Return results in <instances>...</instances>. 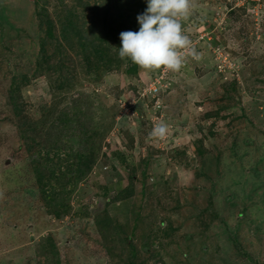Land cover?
Instances as JSON below:
<instances>
[{
	"label": "rangeland",
	"instance_id": "rangeland-1",
	"mask_svg": "<svg viewBox=\"0 0 264 264\" xmlns=\"http://www.w3.org/2000/svg\"><path fill=\"white\" fill-rule=\"evenodd\" d=\"M125 2L0 0V264H264V0H194L178 72L86 59Z\"/></svg>",
	"mask_w": 264,
	"mask_h": 264
},
{
	"label": "clouds",
	"instance_id": "clouds-1",
	"mask_svg": "<svg viewBox=\"0 0 264 264\" xmlns=\"http://www.w3.org/2000/svg\"><path fill=\"white\" fill-rule=\"evenodd\" d=\"M193 7L194 0H147L145 11L137 16L139 30L120 33V59L128 58L145 70L172 72H178L188 56L198 59L181 23ZM167 133V124L159 122L149 135L162 139Z\"/></svg>",
	"mask_w": 264,
	"mask_h": 264
},
{
	"label": "trees",
	"instance_id": "trees-1",
	"mask_svg": "<svg viewBox=\"0 0 264 264\" xmlns=\"http://www.w3.org/2000/svg\"><path fill=\"white\" fill-rule=\"evenodd\" d=\"M126 5L131 9V10H135V8H131V6L135 3L136 4V0H131V2H125ZM137 4L139 5H143L144 6V2L143 0H138ZM73 14V11L71 9H69V11L67 12V21H71L68 20L70 15ZM123 14V13H122ZM132 15V13L128 14V19L130 18V16ZM72 19L74 20L73 24H70L73 31H75L76 36L82 46V50L86 53H84V56L86 57V59H90L92 57L93 54L98 55V57H103L104 55H108L107 53L112 49L113 47V42L116 41L118 42L120 39L118 38L117 34L115 33V30L109 29L107 31H104L102 33H96L92 36H87L83 33L81 28L77 27V23L75 22V19L72 16ZM131 19V18H130ZM52 22H49V20L46 18V22L50 23L46 33L49 36L53 35V31H52V26L54 25L53 20L51 19ZM135 24H138L137 18L134 21ZM52 25V26H51ZM134 28V29H133ZM129 30L131 31H138L139 27H131ZM216 43V40H214ZM44 49V47H42ZM63 49V48H61ZM104 54V55H103ZM111 59V56L109 55L108 57H105V63L107 61H109ZM109 63V62H108ZM135 64L133 66H131L132 68H135ZM24 77H27V75H23Z\"/></svg>",
	"mask_w": 264,
	"mask_h": 264
},
{
	"label": "built area",
	"instance_id": "built-area-1",
	"mask_svg": "<svg viewBox=\"0 0 264 264\" xmlns=\"http://www.w3.org/2000/svg\"><path fill=\"white\" fill-rule=\"evenodd\" d=\"M251 1H257V2H259L260 0H251ZM152 89L154 90V92H157L160 89V87L153 86Z\"/></svg>",
	"mask_w": 264,
	"mask_h": 264
}]
</instances>
